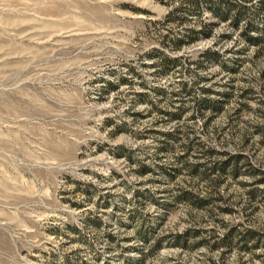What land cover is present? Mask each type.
<instances>
[{
	"label": "rangeland",
	"instance_id": "1",
	"mask_svg": "<svg viewBox=\"0 0 264 264\" xmlns=\"http://www.w3.org/2000/svg\"><path fill=\"white\" fill-rule=\"evenodd\" d=\"M263 1L0 0V264H264L223 243L264 230V198L203 175L225 153L264 165Z\"/></svg>",
	"mask_w": 264,
	"mask_h": 264
},
{
	"label": "trees",
	"instance_id": "2",
	"mask_svg": "<svg viewBox=\"0 0 264 264\" xmlns=\"http://www.w3.org/2000/svg\"><path fill=\"white\" fill-rule=\"evenodd\" d=\"M247 2L248 0H244V3ZM240 6V8L243 9L244 6ZM177 11V8L175 10H172L168 14L166 20L168 22H174L178 20ZM220 16L223 19H226L227 15L224 12H221ZM210 32L211 31H207V29H202L201 31L189 30L186 35L173 43L171 50L173 52H177L181 49L183 44L194 43L201 39V37L209 38L211 37ZM244 37L249 44L254 46H259L262 41V37L252 36L247 31L244 33ZM164 58L167 63H171L173 65L179 63L180 61V58H171L168 55ZM220 58L221 57L218 52L209 49L202 54V60L200 61L199 65H203L204 61H218V59ZM231 70L236 71L235 69ZM227 96H229L228 93L223 94V97ZM207 104L209 111L212 113H216L221 110L223 101L208 99ZM262 118L264 120V115ZM254 132L255 135L260 138V143L264 147V121L261 124L257 125V127H255ZM251 137L252 135L242 136L243 149L250 145L252 139ZM212 154H214L213 151H207V156H210ZM224 156V159L220 160L214 165H205L203 175H205V178L211 183V187L213 188L215 193L220 192V188H223L225 180L228 177H231L233 180L246 178L248 181L241 182L240 184L245 188H249V191L247 193L249 200L248 202L249 207L253 211L257 199L259 197L264 198V165L255 162L250 156L245 155L243 152L236 154L225 153ZM226 201L227 200L219 193L216 202L212 203L209 200H201L200 204L202 205V207L206 206L208 208L211 204H215L217 202L225 203ZM221 211L231 216L236 213L233 207H224L221 209ZM234 241H236L235 244L240 245L243 250L249 251V253H254L259 249L264 250V230L259 228H247L243 223L230 225L227 229L223 243L227 244L226 246L229 247L233 244Z\"/></svg>",
	"mask_w": 264,
	"mask_h": 264
}]
</instances>
